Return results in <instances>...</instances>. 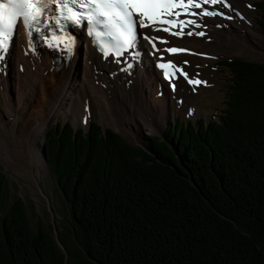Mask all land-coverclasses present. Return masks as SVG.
Instances as JSON below:
<instances>
[{
	"label": "trees",
	"instance_id": "obj_1",
	"mask_svg": "<svg viewBox=\"0 0 264 264\" xmlns=\"http://www.w3.org/2000/svg\"><path fill=\"white\" fill-rule=\"evenodd\" d=\"M264 34V0L255 3ZM231 74L218 120H176L141 147L56 123L47 163L65 217L30 227L0 176V264H264V63Z\"/></svg>",
	"mask_w": 264,
	"mask_h": 264
},
{
	"label": "rangeland",
	"instance_id": "obj_2",
	"mask_svg": "<svg viewBox=\"0 0 264 264\" xmlns=\"http://www.w3.org/2000/svg\"><path fill=\"white\" fill-rule=\"evenodd\" d=\"M232 1L234 2L232 3ZM259 1L260 0H227V3H229L231 7H223L220 4L215 9L209 10L222 14L213 15L209 20L213 26H209L207 21L204 23V25H206L205 29L196 28L195 31L202 33L201 37L206 44L210 43L211 51L208 49H200L194 41L188 44L177 43L189 48V50L196 53L198 56L181 58V61L189 63L191 72H194L193 75L198 73V77H204L208 80V83L210 82L212 85H207L204 82V84L208 86L207 88L201 81V89H204V91L198 94V99L188 102L184 107L176 105L175 103L178 99L180 103L185 100L183 97L184 93H175L171 96L170 90L167 89L168 94H166V96L168 99L171 96L176 100L170 99L174 101L172 107L168 108V112L163 113V120L159 121L154 129L149 127L153 124V121L150 112L148 113L145 107H143L146 104L143 98L139 99V102L136 101V103L133 102V104L131 103L128 105L125 98L123 99L119 93H117L119 108H117L115 112L118 117L116 125L110 122L107 124V117H103L105 119L104 121L90 106H86L80 111L81 116L79 117H74L69 112H59L52 116L51 121L44 128V131L37 140L36 148L38 147L41 151L39 152L40 160L35 158L33 153L28 155L24 152L23 159H21L14 155V157H6L0 151V176L4 178L8 203H12L16 199L22 201L30 227L34 232L40 229L49 230V225L53 224L54 228L52 234L54 233L56 239V223H58V221L60 223L61 219L65 217L64 205L58 196L51 178L46 151L45 163L43 162V153L41 149L45 135L52 126L56 123H61L62 125L70 123L75 129L87 131L90 124L95 122L101 126L103 131L107 129L111 130L117 133L127 143L141 147L146 143L145 139L148 136L162 137L166 127L169 124L176 123V120L182 121L187 125L189 122L196 123L200 119H203L205 123L218 120V116L221 115V110L225 107V96L231 77V74L227 68L224 67V63L222 62L239 59L253 63H264V34L257 24L259 10L255 5V3ZM212 8L213 5L209 9ZM238 14L240 16H238ZM203 16L209 18L208 15ZM191 19L193 21V18ZM193 22H199V20L197 19ZM216 26H219L221 29H215L216 31L214 29L210 30V27ZM192 37L195 38V36ZM200 55H205L206 57H199ZM150 76H148L149 79ZM142 78L147 79L145 73L142 74ZM126 79L130 80V77H126ZM153 79H155L154 76ZM119 80L121 81V79ZM138 81L137 79V82ZM109 82L110 85H105V88L113 87L115 90L118 89V84H116L115 80L109 78ZM102 83L104 84L103 81ZM110 92L111 90H108L109 94ZM128 93L130 97V90H128ZM191 93L195 94V92ZM184 95L187 97V94ZM6 98L8 103H4L2 100L0 101L2 102L0 106L6 109L4 110L0 107V112L2 113L0 123L5 124V127L10 130L15 120L14 114L16 117V100L15 97L13 99L10 95H7ZM12 103L13 108L11 107ZM64 109H66V111L71 110L68 105L65 108L63 107V110ZM19 112L22 114L25 113L24 111ZM33 116L35 115H30L29 117ZM34 123H36V120H34ZM17 141L18 143H22L21 133H19ZM27 148L32 150L31 146H22V150L24 151H27ZM33 149L35 150L34 147Z\"/></svg>",
	"mask_w": 264,
	"mask_h": 264
},
{
	"label": "bare ground",
	"instance_id": "obj_3",
	"mask_svg": "<svg viewBox=\"0 0 264 264\" xmlns=\"http://www.w3.org/2000/svg\"><path fill=\"white\" fill-rule=\"evenodd\" d=\"M211 6L203 4L200 9L190 7L187 9L188 17L193 18V21L198 19L200 24L208 21L209 26H211L209 20L213 16L208 18L194 14L202 13L204 9L209 10ZM201 16L203 17L200 18ZM213 29L221 28L219 26L210 27V30ZM148 32L152 35L155 34L151 30H148ZM157 34L160 33L157 32ZM191 41H194L200 49L212 50L210 43L206 44L202 37H183L175 43L188 44ZM142 47L146 53L150 49L146 43H142ZM53 51L46 47H38L35 53H31L21 30H18L9 53L0 65V101L8 103L7 95H10L13 99L15 97L17 111L16 117L14 114L15 120L13 118L12 129L9 130L5 127V124L0 123V151L6 157L14 155L23 159V153L25 152L28 155L33 153V156L40 160L39 152L41 151L38 147L36 148L37 140L51 121L52 116L59 112H69L74 117H79L81 116L80 111L86 106H90L104 121L103 117H107V124L110 122L116 125L118 117L115 112L119 108L117 100V93H119L123 99L125 98L128 105L133 104V102L136 103V101L139 102V99L143 98L146 103L143 107L148 113L150 112L153 121V124L149 127L154 129L156 124L163 120V113L168 112V108L172 107L173 100H176L171 97L172 94H170L169 99L166 96L168 88L166 83L160 79V71L155 66L157 54H147L139 64H134L132 67L125 69L123 65L118 66L111 59L102 60L90 40L82 34L67 62L62 57L59 58V55ZM185 57L188 56L172 57V59L179 61V59ZM190 68L189 65L186 67L189 74H194ZM144 73L147 79L142 78ZM148 76H150V79ZM153 76L155 79H153ZM126 77H130V80H127ZM109 78L116 81V84H118L117 90L111 86V88L104 87L110 85ZM200 79L203 84L205 82L207 85H212L204 77ZM206 84L204 86L208 88ZM189 88L181 80L177 81L174 89L175 93H184L187 94V97L183 94L185 100L181 103H179V99L176 100V105L184 107L188 102L198 99V94L204 91V89H201V84H197L193 91H190ZM108 90H111L110 94ZM128 90H130V97ZM191 92H195V94ZM2 102H0V105H2ZM67 105L70 106V111L63 110V107L65 108ZM11 107L13 108V103ZM19 111L25 113L22 114ZM1 115L0 112V117ZM30 115L35 116L29 117ZM34 120H36V123H34ZM19 133L22 134V143L17 141ZM22 146H31L32 150L27 148V151H24Z\"/></svg>",
	"mask_w": 264,
	"mask_h": 264
},
{
	"label": "snow or ice",
	"instance_id": "obj_4",
	"mask_svg": "<svg viewBox=\"0 0 264 264\" xmlns=\"http://www.w3.org/2000/svg\"><path fill=\"white\" fill-rule=\"evenodd\" d=\"M69 3H79L80 7H88L91 11L88 13L89 23H106L116 30L119 42L127 47L132 46L134 40V25L136 20L141 21L140 26H145L144 21L150 23L160 22L168 24L171 27H184L182 21L176 22L167 19L169 16H175L178 13L176 9L182 8L187 11L188 8L200 9L203 4L214 5L220 3L223 7H231L227 0H0V49L5 46L6 40L13 34L14 26L18 18L23 19L25 29H29L33 22L39 21L44 9L49 4H55L57 9L63 8L71 11ZM94 5V7H93ZM196 15H221L222 13L208 11L204 9L202 13ZM97 17H104L103 21L97 20ZM191 23V21H189ZM39 29H37L38 31ZM169 31V28L162 29ZM179 35L181 33H172ZM191 35L192 33H188ZM202 35V33H197ZM149 39L151 43V39ZM169 52L180 51L179 49H167ZM119 54V53H118ZM105 55H108L105 52ZM171 63V62H169ZM165 67V65H159ZM168 74L165 73L167 78ZM187 78V77H186ZM189 83H202L189 79Z\"/></svg>",
	"mask_w": 264,
	"mask_h": 264
},
{
	"label": "water",
	"instance_id": "obj_5",
	"mask_svg": "<svg viewBox=\"0 0 264 264\" xmlns=\"http://www.w3.org/2000/svg\"><path fill=\"white\" fill-rule=\"evenodd\" d=\"M44 143H45V139H44ZM44 143H43V145H42V153H43V162H45L46 163V159H45V145H44ZM57 238V237H56Z\"/></svg>",
	"mask_w": 264,
	"mask_h": 264
}]
</instances>
